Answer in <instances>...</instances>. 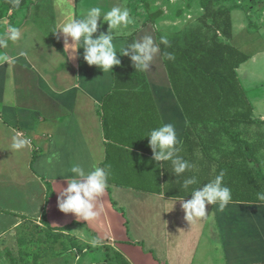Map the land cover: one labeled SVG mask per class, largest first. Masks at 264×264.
Returning a JSON list of instances; mask_svg holds the SVG:
<instances>
[{
    "label": "crops",
    "instance_id": "0c3cea01",
    "mask_svg": "<svg viewBox=\"0 0 264 264\" xmlns=\"http://www.w3.org/2000/svg\"><path fill=\"white\" fill-rule=\"evenodd\" d=\"M20 1V7L7 9L0 0V36L9 26L21 32L18 41L0 49V55L9 57L7 62L0 60V262L1 250L12 245L22 225L32 222L47 229H83L126 264H264V204L231 199L223 210L206 205L204 218L185 219L180 200L190 199L191 189L213 180L219 166L243 169L246 161L239 147L237 159L219 158L220 152L235 150L237 145L230 141L206 143L205 153L199 126L188 128L161 50L142 72L149 94L110 96L116 66L103 73L83 60L82 48L78 58H71V50L64 52L63 35L53 34L61 8H71L79 19L91 6L81 0ZM113 1L126 6L133 19L115 37L117 45L145 35L158 44L156 31L170 39L205 13L201 0H173V13L169 2L158 0L154 13H144L141 23L130 2ZM242 3L225 0L217 7ZM263 6L264 0H249L242 14L241 9L231 11L233 38L235 15L242 31L262 29ZM107 27L104 24L101 31ZM219 40L232 43L221 35ZM246 62L236 69L238 80ZM251 107L252 121L264 122V100L259 112ZM161 123L175 126L181 142L178 155L193 165L179 176L170 162L157 164L152 159L145 134ZM13 137L26 138L29 144L14 150ZM74 163L86 169L110 166L109 187L100 198L105 211L96 221H78L58 208L57 190L67 186L65 178ZM192 176L198 183L184 189V179Z\"/></svg>",
    "mask_w": 264,
    "mask_h": 264
},
{
    "label": "trees",
    "instance_id": "16d2710c",
    "mask_svg": "<svg viewBox=\"0 0 264 264\" xmlns=\"http://www.w3.org/2000/svg\"><path fill=\"white\" fill-rule=\"evenodd\" d=\"M1 3V7L15 8L14 0H1ZM22 3L20 1L18 7ZM218 4L217 0H201L205 13L190 28L172 37L173 40L168 39V46L160 43L162 35L157 31L156 36L172 90L182 106L188 128L199 126V134L202 133L199 143L205 153L208 154L206 143L230 141L237 145L235 150L230 153L220 152L222 155L219 158L237 159L238 147L241 149L240 157L244 154L246 165L243 169L236 166H219L215 170L214 178L223 171V184L227 187L231 184L230 189L236 186L231 189V194L240 190L239 194L248 195L231 199L264 204L257 198L258 192H264V122L252 121L251 104L236 75V69L250 56L232 43L219 40L221 35L232 42L231 11L248 8L245 7V2L230 8L217 7ZM132 42L134 39L129 37L127 44ZM163 53H173L175 59L168 60ZM130 94L145 95L149 94V91L142 71L135 70L130 58L125 56L114 69V86L110 96ZM188 128L185 137L187 141ZM237 170L240 172L239 183ZM50 191L48 184L47 199L51 195ZM41 222H45L44 215ZM48 229L55 232L64 231V228Z\"/></svg>",
    "mask_w": 264,
    "mask_h": 264
},
{
    "label": "clouds",
    "instance_id": "9594fccd",
    "mask_svg": "<svg viewBox=\"0 0 264 264\" xmlns=\"http://www.w3.org/2000/svg\"><path fill=\"white\" fill-rule=\"evenodd\" d=\"M20 0H14V7H18ZM58 22L53 34H62L64 52L73 59L78 58L79 49H83V60L90 66H97L103 73L111 72L113 66H118L120 56H128L135 70L146 71L154 63L157 54H160L159 45L151 35H145L127 45H117L115 37L122 33L133 23L130 11L126 6H113L104 10L99 4L86 10L83 18H75L71 8H61ZM107 24V31H101ZM99 32V35H95ZM21 38L20 29L9 26L0 36V49H6L9 41L16 42ZM59 38V35H58ZM71 38V43H69ZM160 43L168 46L166 35L160 36ZM26 53L21 52L20 55ZM168 60H174L173 53H163ZM9 57L0 55V60L7 62ZM149 147L152 150V159L158 163L170 162L173 172L179 176L193 167L187 160L178 155L180 152V140L177 137L175 126L172 123H161L160 126L151 129L145 134ZM29 144L26 138L13 137L11 147L21 150ZM65 178L67 186H60L57 190V204L61 212L72 213L76 219L83 221H96L105 211L101 197L109 187L110 166H92L86 169L79 164H73ZM224 172L221 171L213 180L191 189L190 199H181V207L185 213V219L193 222L197 218L206 216V205H218L223 210L231 201V189L223 184ZM195 176L183 181V188L189 189L197 184ZM257 198L264 202V192H258ZM100 243L93 241V246Z\"/></svg>",
    "mask_w": 264,
    "mask_h": 264
},
{
    "label": "rangeland",
    "instance_id": "374dc122",
    "mask_svg": "<svg viewBox=\"0 0 264 264\" xmlns=\"http://www.w3.org/2000/svg\"><path fill=\"white\" fill-rule=\"evenodd\" d=\"M126 1L133 6V12L137 15L136 21L142 23L143 14L154 13L152 11L156 10L158 0ZM165 1L171 4V12L173 13L175 9L173 8V0ZM217 1L220 3L225 0ZM228 1L236 3L240 0ZM81 2L87 7L99 4L104 10L115 6L113 0H81ZM145 2H148V5H144ZM243 2H245V7L248 8L249 0H243ZM242 11L243 8H241V14ZM237 16H234L235 30L232 44L251 58L241 67L238 76L239 82L248 101L255 107V111L259 112L260 105L264 100V23L260 31L255 29L242 31L239 29ZM42 27L49 31L46 24L43 23ZM173 38L170 40H173ZM244 75L247 77H243ZM263 131L264 128H262ZM262 154L264 156V152ZM262 172L264 173V162ZM230 186L231 184L228 185V187ZM232 188H236V186H232ZM231 197L242 198L248 197V195L233 192ZM93 241V237L83 229L53 232L32 222H26L16 232L12 245L1 250L0 264H126L109 247L99 244L93 246Z\"/></svg>",
    "mask_w": 264,
    "mask_h": 264
}]
</instances>
